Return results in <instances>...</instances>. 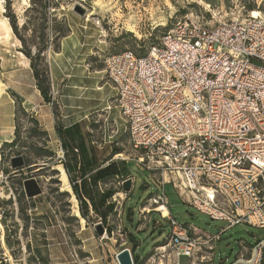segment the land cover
<instances>
[{
	"label": "rangeland",
	"instance_id": "1",
	"mask_svg": "<svg viewBox=\"0 0 264 264\" xmlns=\"http://www.w3.org/2000/svg\"><path fill=\"white\" fill-rule=\"evenodd\" d=\"M82 1L5 0L14 36L7 46L0 45V85L5 91L0 97V142H16L0 147V264H118L116 255L124 249H134L139 264H173L170 214L163 217L159 206L147 201L163 192L181 226L221 234L213 253L203 254L212 260L204 264H232L241 255L249 257L250 248L264 241V229L237 224L222 234L227 222L213 221L184 204L172 185L162 187L160 176L138 162L140 152L131 144L106 61L126 51L145 57L182 20L263 15L264 0ZM27 53L41 55L35 68L49 87L51 103L41 96ZM75 121L79 123L73 128L89 133V147L118 149L112 161L123 169L128 165L132 175L131 192L124 191L122 182L105 187L114 193L106 224L90 210L83 227L74 217L70 195L61 192L63 181L55 167L66 156L59 158L65 151L57 129ZM18 157L26 164L14 170L11 160ZM32 178L42 194L29 199L23 183ZM97 225L105 235L97 234ZM163 247L167 250L162 255ZM180 264H189V259L181 257Z\"/></svg>",
	"mask_w": 264,
	"mask_h": 264
},
{
	"label": "built area",
	"instance_id": "2",
	"mask_svg": "<svg viewBox=\"0 0 264 264\" xmlns=\"http://www.w3.org/2000/svg\"><path fill=\"white\" fill-rule=\"evenodd\" d=\"M106 73L138 162L162 187L227 222L222 234L237 224L264 229V14L179 21L145 57H109ZM148 202L169 210L164 192ZM169 214L173 264L212 261L203 254L221 234L183 227ZM263 252L261 241L232 264H263Z\"/></svg>",
	"mask_w": 264,
	"mask_h": 264
},
{
	"label": "trees",
	"instance_id": "3",
	"mask_svg": "<svg viewBox=\"0 0 264 264\" xmlns=\"http://www.w3.org/2000/svg\"><path fill=\"white\" fill-rule=\"evenodd\" d=\"M40 56L41 55L36 58L27 53V57L31 60V68H33L34 77L38 81L37 87L41 96L46 103H51L52 96L49 87L41 83L39 74L35 68V63L41 58ZM45 73H47L46 70ZM76 128L77 127L57 129L58 135L62 140V148L66 153L65 161L62 162V165L66 170L73 191L80 202L82 217L85 220H89V206H91L94 214L106 224L109 215L113 213L114 209V205L110 204L107 206L106 204L114 193L113 191H106L97 199L94 189L99 183L107 184L111 181L120 183L132 178V175L128 170V165L126 169H123L117 162H111L113 157L120 153L118 149H114V147L110 146L103 147L101 150L97 147H89L87 144L90 136L89 133L81 134L79 129ZM15 142L16 141H13L10 144L14 145ZM8 144L9 143H6L4 145L8 146ZM93 170L94 173L91 174ZM87 175L89 177H87ZM64 194L66 193H62V195ZM126 234L128 236V241H130L129 239L132 241L134 240V238L128 234L127 230ZM134 259L136 264H139L138 259L135 257V253Z\"/></svg>",
	"mask_w": 264,
	"mask_h": 264
},
{
	"label": "bare ground",
	"instance_id": "4",
	"mask_svg": "<svg viewBox=\"0 0 264 264\" xmlns=\"http://www.w3.org/2000/svg\"><path fill=\"white\" fill-rule=\"evenodd\" d=\"M5 12H6L5 0H0V45L3 44V45L7 46L8 42L10 40H12V38L14 36V32H13V28H12L9 20L5 17ZM88 16H89V18H91L93 16V14H90ZM16 46H18V47L21 46V43L18 40H17ZM19 55L23 56L22 53H19ZM1 87L2 86L0 85V97L5 92V91H3V89ZM6 143L10 144V143H12V140L11 141H1L0 147ZM55 169L60 172L61 177H62L61 181H63V187L61 189V192L70 195V199H71L70 202L72 204L71 206H73L74 217L76 219H79L82 226L84 227L86 224V220L81 215L79 201H78V199H77V197L73 191V188L69 182V178H68V175L66 173V170L63 167V165H58V164L55 167ZM158 211L162 213L163 217L169 216V211H168L167 207H165L163 205H159ZM160 250L164 252L167 250V248L163 247V248H160L159 251ZM159 264H165V262L160 261Z\"/></svg>",
	"mask_w": 264,
	"mask_h": 264
},
{
	"label": "water",
	"instance_id": "5",
	"mask_svg": "<svg viewBox=\"0 0 264 264\" xmlns=\"http://www.w3.org/2000/svg\"><path fill=\"white\" fill-rule=\"evenodd\" d=\"M25 166V161L23 157L13 158L11 160V167L14 170L22 169ZM24 190L26 196L31 199L42 194V189L39 183L35 179H28L24 181ZM132 181L128 180L124 184V191L126 193L131 192ZM96 231L99 236L105 235V229L102 225L96 226ZM135 250L124 249L119 254L116 255V260L118 264H136L134 259Z\"/></svg>",
	"mask_w": 264,
	"mask_h": 264
},
{
	"label": "crops",
	"instance_id": "6",
	"mask_svg": "<svg viewBox=\"0 0 264 264\" xmlns=\"http://www.w3.org/2000/svg\"><path fill=\"white\" fill-rule=\"evenodd\" d=\"M71 35L73 36L74 34H75V28H73V27H71ZM67 118V117H66ZM79 123V121H75V122H72L71 124H69V126H67L68 128H71V127H73V126H75V125H77ZM111 162H114V161H111ZM129 164V163H128ZM94 173V170H93V172H91V174H93ZM87 177H89L88 175H87ZM111 182H114V181H111ZM110 182V183H111ZM109 183H107V184H103V183H99L98 184V186L94 189L95 191H94V193L97 195V199H99V197L104 193V192H106L105 191V187H107V185H108ZM110 204H112L111 202H110V200H108L107 201V206L108 205H110ZM91 210V212H93V210H92V208H91V206H89V211ZM169 212H170V210H168ZM94 213V212H93ZM89 215H90V213H89ZM112 215V213L109 215V216H111ZM100 219V218H99Z\"/></svg>",
	"mask_w": 264,
	"mask_h": 264
}]
</instances>
